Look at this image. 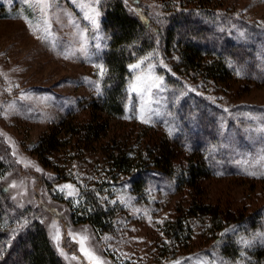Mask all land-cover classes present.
Segmentation results:
<instances>
[{
    "label": "rangeland",
    "instance_id": "1",
    "mask_svg": "<svg viewBox=\"0 0 264 264\" xmlns=\"http://www.w3.org/2000/svg\"><path fill=\"white\" fill-rule=\"evenodd\" d=\"M174 1L178 0H137V3L152 12L161 10L163 3ZM210 1L227 13L222 21L228 26L229 35L251 44L259 52L258 57L264 59V0ZM100 2L47 0L50 4L47 6L39 0H0V151L11 165L4 178L10 200L44 222L65 264H89L77 242L81 237H88L86 249L103 264H243L240 260L229 262L217 255L185 256L206 245L199 227L194 241L188 243L191 249L180 244L175 253L170 254L161 223L173 214L176 203L187 196V190L175 192L170 181L157 178L148 195L150 201L141 203L130 193L129 186L122 184L124 175L119 180L112 179L113 171L101 147L114 133L129 131L131 126L137 132L148 125L173 136L182 124L178 120L181 118L177 101L194 84L180 91L170 87L165 74L170 66L164 56L150 54L130 65L139 67H131L133 74L124 91L126 114L121 120H110L107 137L99 141L92 137H71L70 144L50 157L49 167L32 153L41 136L52 130L69 138L64 128L70 122L88 120L94 102L101 95L108 78L103 62L108 33L102 22ZM90 17L95 18V24ZM246 26L257 27L258 31H250ZM137 77L154 80L160 87L152 88L150 93L134 92L132 86L138 84ZM247 86L249 88L245 89ZM232 87L230 91L221 85V90L208 88L206 93L223 107L240 105L242 109L245 107L249 117L252 111L264 117V82L238 80ZM149 109L153 113L150 122L143 123L139 117L143 112L148 118ZM230 110L232 114V108ZM248 116L245 118L249 121ZM248 124L255 123H246L244 130L254 129L256 137L250 143L252 151L247 158L258 168L256 172H261L264 170V124H258L256 129L254 125L248 128ZM125 136L127 134H123V140H127ZM138 141L135 137L129 139L135 144ZM94 174L109 183L110 193L124 205L128 217L123 220L120 236L101 238L88 224L73 223L71 207L75 208L80 202V183L94 178ZM13 184L16 186L12 187ZM65 185L74 187L66 189ZM205 185L206 198L221 206L227 203L239 207L244 202L252 205L257 201L253 197L264 190V182L237 175L211 177ZM69 191L74 194L69 196ZM58 233L61 238L53 239ZM246 239L250 243L264 244V230L254 231Z\"/></svg>",
    "mask_w": 264,
    "mask_h": 264
},
{
    "label": "trees",
    "instance_id": "2",
    "mask_svg": "<svg viewBox=\"0 0 264 264\" xmlns=\"http://www.w3.org/2000/svg\"><path fill=\"white\" fill-rule=\"evenodd\" d=\"M160 7L149 12L137 0H101L102 22L108 33L103 55L108 78L101 95L88 120L61 122L67 124L64 131L69 138L52 130L41 136L32 153L49 167L50 157L70 144L71 137H92L94 141L107 137L110 120H121L126 114L123 95L133 74L130 65L150 54L164 56L170 66L165 71L170 87L180 91L194 84L177 101L182 124L173 136L148 125L137 132L131 126L129 131L114 133L101 147L113 171L112 179L124 175L122 184L141 203L150 201L148 195L157 178L170 181L175 192L188 191L161 223L170 254L180 244L191 249L188 243L194 241L199 227L206 245L185 256L202 253L229 262L264 264V244L246 239L254 231L264 230V190L253 197L257 201L252 205L221 206L206 198L205 185L211 177L236 175L264 182V170L256 172L258 168L247 158L256 137L254 129L244 130L246 123H255L248 124L255 129L264 124V117L254 111L249 117L240 105L223 107L206 93L208 88L221 90V85L231 91L238 80L264 82V59L251 44L229 35L222 21L227 13L218 10L213 1L178 0ZM132 137L139 140L137 144L129 142ZM3 156L0 151V264H65L44 222L10 200L4 178L11 165ZM92 177L80 183V202L71 207L73 223L88 224L101 238L120 236L128 217L124 205L110 193L107 181L95 174Z\"/></svg>",
    "mask_w": 264,
    "mask_h": 264
},
{
    "label": "snow or ice",
    "instance_id": "3",
    "mask_svg": "<svg viewBox=\"0 0 264 264\" xmlns=\"http://www.w3.org/2000/svg\"><path fill=\"white\" fill-rule=\"evenodd\" d=\"M39 2L47 4V0H39ZM47 6H50V4H47ZM42 11H43V9H42ZM97 15H98V13H97ZM90 19H92L93 24L96 23L94 17H90ZM131 67L137 68V67H139V65H132ZM100 71H101V74H103L104 69L102 66H100ZM137 81H138V84L132 86V91L137 92L139 94L150 93L152 88H154V87L159 88L160 87L159 83H156L154 80L149 81L148 79H146L144 77H137ZM148 111H149L148 118H145V114L143 112L141 113V115L139 117L143 123H149L150 122L151 114H153V113L150 109ZM126 118H128V117H126ZM15 186H16L15 184L12 185V187H15ZM73 187H74L73 185H65L64 186V188H66V189H72ZM73 194L74 193L72 191L68 192L69 196H72ZM60 238L61 237H60L59 233L53 237V239H55V240H59ZM87 240H88V237H81L80 240L77 241L81 245L80 251L84 253V256L89 261V264H103V261H101L99 257H95L91 251L86 249L85 244H86Z\"/></svg>",
    "mask_w": 264,
    "mask_h": 264
}]
</instances>
